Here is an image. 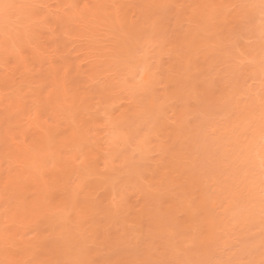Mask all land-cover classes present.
Here are the masks:
<instances>
[{"label":"rangeland","instance_id":"rangeland-1","mask_svg":"<svg viewBox=\"0 0 264 264\" xmlns=\"http://www.w3.org/2000/svg\"><path fill=\"white\" fill-rule=\"evenodd\" d=\"M55 1L44 0L42 2H44L43 5L55 4L56 6H53L56 9L64 7ZM96 1L78 0L77 3H79L78 5L92 4ZM127 1L114 0L115 3L118 2L117 4L129 6L127 3H131L132 0ZM195 1L175 0L178 5L174 4L173 9L176 6L182 7L181 5L183 7L185 5V9L192 3L191 9H187L190 12L189 10L192 11L195 7L193 4ZM206 1V5L202 4L200 6L202 9L200 8L198 12L206 14L204 22L209 19L212 21V32L222 30L218 39V36H210V33L204 31L201 25L195 24L193 18H185L186 20L180 21L179 24L176 22L179 20L176 16L178 12L172 10L169 16L171 18L167 21L168 26L166 25L167 28L165 26L163 31L160 29L161 26H158L160 18V20L152 18V22L150 18H143V16L133 17L130 29L124 21L118 22L112 19L110 21L113 23L108 21L110 24L107 22L99 25L92 24L91 33L96 29L92 33L93 35L89 32L88 35L73 37V42L67 45V50H65L67 53L64 52L66 59L73 63V67L81 65L82 70L86 71L77 77V79L79 78V91H85V94L91 98V102L99 101V103L93 104L89 108H85L86 106L79 108L84 113L87 125H89L84 135L81 137L77 135L75 145L71 147L75 153L74 157L71 158L69 155L71 152L63 155L61 170L64 176L59 180V183H63V189L60 191L56 183L48 181L39 190L38 204L42 207L41 209H46V216H44L46 219L33 218L32 221L28 220L27 223H22L21 212L26 209V205L17 206L16 211L9 210L7 202L11 199L6 201L0 199V227L4 228L3 231L0 230V238H6V235L13 230V234L5 240L8 243L4 245V248L9 249L13 256L17 255L14 259L20 260V264H29V262H33V264H48V262L72 264L78 260V257L83 256V254L77 256V252L82 246L87 250L95 249L92 241L98 231L96 230L98 229L97 225L104 222L100 220L96 225L89 222L83 228L74 227L75 221L69 219L74 218L77 215V210H80L76 204L80 203L81 196L73 195L72 189L82 181L85 184L84 192L90 191V186L100 179L103 186L96 190L94 196L104 191L105 188L108 193L106 196H101L102 203L98 209L88 211V216L93 215V218H98L100 210L108 211L112 215L117 214L119 208L125 212L126 216L130 210L122 199L123 193L132 187L131 202L134 210L138 209L145 200H149L148 197L137 193L136 188H143L149 184L143 178L151 176L150 171H154V165L160 157L164 156L165 159L169 160L170 158L172 162L180 163L179 169H182L173 173L165 169L164 172L162 169V172L153 173L151 180L154 185L148 188L156 189L158 185L155 183L159 179L157 176L162 173L159 194L168 193L171 200L177 203L176 208L180 205L179 211L171 212L166 216H158L159 220H163L162 223L165 224L163 232H158L156 228L158 223L155 222V217H151L161 209L155 205H153L154 209L152 207L151 214L142 215L139 224L131 223V216H126V218L129 217V222H123L124 225L117 220L114 221L112 225L117 227V235L125 233L121 237L127 236L129 241L120 242L116 250L115 247L109 250L107 255L113 257L104 264H115L114 261L117 258L115 254L119 252L130 255L129 259L136 262H151V264H254L257 262L253 258L254 253L251 252L252 255H248L250 251H247L246 246H251L252 240L257 239H252V236L257 237L264 233L262 232L264 213L261 212V208L264 206V135L261 134V129L264 127V63H262L264 61V17L261 15V0ZM220 3H223V6L217 8ZM136 4H139L138 1ZM139 6L140 4L134 6L133 9L138 10ZM234 6H236L235 9ZM43 13L47 15L46 10ZM11 15L0 20V29L3 28L2 30L7 31L11 29L10 27H21V24L24 25L28 20V16L24 13L15 12ZM241 16L244 18L243 29L237 33L233 25ZM4 21L6 25L3 23ZM53 21L54 18L51 17V23H54ZM8 26L10 27L8 28ZM179 31L183 34L189 33L191 36H188L189 39L195 37L194 39L198 41L212 38L210 44L208 43L206 46H199V44L192 46V57L199 66L191 67L192 71L188 73L189 78L185 75V66L182 65L184 62L181 57L183 53L181 48L183 47L177 46L179 50L174 45L176 43H172L175 48L170 43L174 38L172 34L177 35L176 32ZM181 32L179 34H182ZM40 34L44 35L46 39V48H44L46 53H44L53 56V59L58 62L59 53L54 52L55 45L48 39V31L42 29ZM115 39L117 43H121L118 51H114L113 48L117 44ZM7 49L8 51H6ZM7 49L5 52L11 55L13 52L10 46ZM50 50L53 51L50 52ZM169 56L172 58L169 59ZM175 56L180 61L173 58ZM173 59L178 61L173 64L179 66L181 63V65L175 69H168L170 60ZM176 62H180L179 65ZM88 73H92V79H86ZM137 73L144 74L148 78L144 80L143 76L144 87L138 96L133 97L129 91L132 85L128 81ZM183 81L187 82L185 88L179 87ZM93 83L96 86L90 87V84ZM137 83H140L139 77H137ZM99 85H103V90L99 91ZM223 85L225 88L221 87ZM150 106L152 108L149 110ZM67 107L69 106L61 108L56 117L47 111L43 115V119L51 121L53 125L59 124L61 127L76 125L74 124L76 120L74 123L72 121L75 110L71 111ZM114 109L116 111L111 120L121 121L117 130L121 135V140L118 145L119 149L110 151L111 142L109 141L115 134L112 133L114 129L106 127L108 121L105 119V112ZM124 109H126L124 113L129 111L127 118L121 117ZM29 110L33 117L35 113L33 105L29 106ZM94 112H96L94 116L98 120L96 123L91 118ZM261 116L263 117L261 118ZM257 126L259 131L251 132L258 128ZM26 127L28 129L29 124ZM145 136L151 137L150 145L154 147L146 155L147 159H142L140 152L135 150V144L138 139ZM126 139L127 144L124 145ZM19 141L20 139H13L10 140V143L18 145ZM94 143L98 146V163L95 168L97 174L88 175L86 172L87 161L84 160L86 157L78 150L84 144ZM161 143L164 146L157 148ZM169 145L174 146L173 149L176 152L173 150L171 152L175 155L173 156L169 152L161 156L159 148H166ZM40 153L37 159L44 160L45 165L51 168L54 157L42 156L43 154ZM172 157L176 159L173 160ZM111 160H114L113 164L118 168L116 173L119 172L113 182L110 175L112 177L114 170H110L109 165L105 166ZM172 162L169 164L171 165ZM34 166L35 163L31 161L25 167L33 173L36 172ZM134 168L143 174L135 176ZM188 171L189 173H187ZM170 173L172 174L170 175ZM176 176L181 178H179L181 183L182 180H186V176L187 178L192 177L186 182H197L191 191V196L181 199L179 187L186 185L185 180L182 184L178 183L179 186L177 184L173 186V189L171 188ZM168 185L170 189H168ZM91 191L92 194L93 190L91 189ZM36 194L38 193L35 190L29 189L24 194L26 202L33 199ZM63 194V203L59 205V197ZM199 195L204 199L201 204L197 202ZM229 201L236 204L235 206L231 205L232 208L227 210L226 205ZM237 202L239 203L237 204ZM249 202H251L250 205ZM51 212H57V215H51ZM257 212L258 214H256ZM11 213H13L12 216ZM204 216L210 217L208 220L210 223L212 222L210 225H207L209 224L207 220L203 221ZM66 217L70 218L66 219ZM189 218L193 220L192 231L188 233L181 231L178 221ZM112 220L115 218L110 221ZM259 220L261 223H256ZM243 224L245 225L243 226ZM138 228L142 231L139 234L135 231ZM247 238L249 240L245 241ZM69 239L74 240V243L72 242L74 248L70 245ZM155 241L160 245L148 249L147 244ZM50 246L54 253L52 255L46 251V248ZM100 247L104 248L103 245ZM240 248H243V251ZM0 253L2 252L0 251ZM102 255L101 251L99 257H95L96 264H102ZM48 258L51 260L48 261ZM0 264H11V261L3 260L0 254Z\"/></svg>","mask_w":264,"mask_h":264},{"label":"bare ground","instance_id":"bare-ground-1","mask_svg":"<svg viewBox=\"0 0 264 264\" xmlns=\"http://www.w3.org/2000/svg\"><path fill=\"white\" fill-rule=\"evenodd\" d=\"M42 1H44V0H5V2L13 5V7L9 10L8 15H11L15 12L24 13L28 16V20L27 21L25 20L26 22L24 23V25L21 24V27H10V26H8V28L10 27L11 29H9L7 31L2 30L3 28L0 29V51H1L0 52V64H1L0 66L2 68V69L0 68L1 69V71H0V191H1L0 199H2L4 201L11 199L9 202H7V208H9V210L11 209V210L16 211L17 206L26 205L25 206L26 209L21 212L22 223H25L28 220L32 221L31 219H33V218H38L40 220H44V218L46 219V217H44V216H46L45 215L46 209H41L42 207H40L38 204L37 197L40 194L39 190H40L41 186L46 185L48 183V181L56 183V186H58V189L60 191L63 189V183H59L60 177L64 176V173L61 170V168H63V166L61 164V161L63 159V155L68 154V152H71L69 155L71 156V158L74 157L75 153L73 152V150H71V147L73 145H75L74 143L76 142L75 139L78 137L77 135H79L80 137L82 135H84L86 133L88 125H89V124L87 125L86 119L84 117V113L79 108H80V106H86L85 108H89L93 104L96 105L99 103V101L98 102H91V98L89 97L88 94L87 95L85 94L86 93L85 91H83V92L79 91V88H78L79 87L78 86L79 78L77 79V77L80 75V73H83L86 71L82 70L81 65L80 66L76 65L75 67H73V63L71 61H69V59H66V57H65V54L67 53V52H65V50H67V45L69 43L73 42V37H76V36L81 37L83 35H88L89 32L91 33L92 24L93 25H99L101 23L105 24L106 22H107V24H110V23H108V21H110L112 19L116 20L118 22L124 21L128 25V28L130 29V27L132 25V23H131L132 18L136 17V16H138L139 18H140V16H143V18H150L152 20V22H153V19H156V18L159 19L160 18L161 20L159 19L160 21L158 23L159 24L158 26H161L160 29L163 31V30H165V26L166 25L168 26L167 21L170 20V18H171L169 16H170L172 10L178 12L177 13L178 15H176V16H178L177 19H179V20L178 21L176 20V22H179V24L181 23L180 21L183 22V20H186L185 18H191V19L193 18L195 24L201 25V27L204 31H207L210 33V36H212V37L218 36L217 37V39H218L219 35L222 33V30L212 32V29H213V27L211 25L212 21L209 19L207 22H204V17L206 16V14L204 15L202 12H198L199 9L201 8L200 6L202 4L206 5V2H208L206 0H205L206 2L205 1L203 2V0H196L195 3H193L195 6V7H193V10L192 11L189 10L191 13L188 12L187 9L190 8L192 3L190 5L186 6V8H185L186 11L184 9L185 5H184V7H183V5H181L182 7L176 6L175 9H173L174 4H176L175 0H132L131 3L128 2L129 1L128 0L127 5H129V6H125V5L123 6V5L117 4L118 2L115 3L114 0H111V1L110 0H97L96 2H93L92 4H85L84 3L82 5L80 4L81 6L79 5L81 11L85 14L86 26L78 24V25H75L73 27V29L70 31L64 25V22L61 20V17H64V15H65V5H69V4H77L78 5L79 4V3H77L78 0H56L55 3L64 5V7L62 9H59V8L56 9V7L53 6L55 4H53V5L52 4H49V5L46 4L45 5L46 7H44L43 9H38L42 13V15H34V11L37 10L35 8V4H38L39 6H40V4L43 5L44 2H42ZM137 1L140 4V6H139L138 10L136 9L137 10L136 11L133 8H135L134 6L139 5V4H136ZM200 2H202V3H200ZM16 4H18V5H16ZM222 4L223 3H220L219 7H217V6L216 7L220 8ZM161 5H166L167 7L161 8L160 7ZM176 5H178V4H176ZM85 6H87V7H85ZM99 6H103V7H99ZM44 10H46L47 15H45L43 13ZM150 10H152V11H150ZM202 11L204 12V10H202ZM224 14H226V13H224ZM45 17H50V18L53 17L54 23L41 24L40 22L42 20H44ZM2 18H5V16L0 15V20ZM6 18H8V17H6ZM9 21H10V19H9ZM3 23L6 25L5 21ZM111 23H113V22H111ZM12 26H14V25H12ZM167 26H166V28H167ZM42 29H45L48 31V35H49L48 39L54 42L55 47L53 50H54V52L59 53V56H58L59 61L58 62H56L53 59V56H49V55L45 54L46 52L44 51V48H46L45 47L46 39H45L44 35L42 36V34H40ZM95 31H96V29H95ZM95 31H92V33H94ZM180 32L181 31L176 32L177 35L172 34L174 36V38L171 36L173 39H171L170 43H171L172 47L175 45L176 49H179V47H177V46L183 47V48H181L182 49L181 51H183V53L181 54V57L183 58V62L185 64L183 63L182 65L185 66V70H186L185 75L188 77L189 76L188 73H191L189 71H192V70H190L191 67L196 68L199 66L198 63L196 62V60L192 57V53H193L191 50L192 46H194L196 44H199V46H206V45H208L209 42H211L212 38H208V40H207V38H205V40L198 41V40L194 39L195 37L189 39L188 38V36H190L189 33L183 34V32H181L182 34H179ZM43 37H44V39H43ZM116 43H117V40H116ZM172 43L173 44L176 43V44L173 45ZM8 46H10V49H12L13 53H11V55H9V53L7 54L5 52V49H7ZM120 46H121V43L118 42L115 45V47H113L114 51H118L117 49L120 48ZM175 46L173 48H175ZM21 47H23L25 49V52L23 54L18 55V52H19ZM53 50H50V52ZM6 51H8V49ZM34 52H35V55H33ZM64 52H65V54H64ZM176 56H178V55H176ZM176 56L173 58L178 59V61H180L179 58H176ZM169 57H170L169 59L172 58L171 56H169ZM181 57H180V59H181ZM142 59H143V57H142ZM175 61H177V60H175ZM175 61H174V59L170 60L171 63L169 65L167 64L168 65L167 68L168 69H175L181 65L180 62H179L180 65H179V63H177L178 61L176 63L179 66H177L176 64H173V62L175 63ZM144 63H146V62L144 61ZM91 75H92V73H88L86 75V79H92ZM143 76H144V74H143ZM147 78H148V76H147ZM147 78L145 77L144 80H147ZM148 82L151 83V81H148ZM186 83H187L186 81H183L181 83V85H179V87H184V88L187 87ZM90 85H91L90 87L96 86L94 83L90 84ZM102 86L103 85L100 86V90H99V87L97 86L99 91L103 90ZM221 87H224V85ZM203 90L207 91L206 89H203ZM205 91H202V92H205ZM203 98H206V97L203 96ZM44 100H45V102H43ZM29 102H31V104H29ZM88 102H90V103H88ZM65 103H66V105H65ZM30 105H33V108L35 109L34 110L35 113H34L33 117H31V114H30V110H29ZM149 105H150V103H149ZM204 105H205V103H204ZM66 106H69L67 108H69L71 111L75 110L74 114L72 115V119H73L72 121L74 123V120H76V122L74 123L76 125H67L65 127H61V125H59V124L53 125V123L51 121L43 119V115H45L47 111H49L48 112L49 114L56 117L57 112H59L61 108H64ZM151 108H152V106L149 107V110ZM97 109H98V107H97ZM126 109H124V111L121 115L122 118H127V114L129 111L124 113L126 111ZM95 113L96 112H94V114L91 116L94 123H96L98 121L96 119L97 117L94 116ZM263 114H264V112H263ZM262 117L263 116H261V118ZM263 121H264V119H263ZM120 122L121 121L111 120L110 122L108 121V123L106 124L107 128L110 127L111 129H114V131L112 133L115 134L113 136V138H111V140L109 141V142H111L110 148H109L110 151L119 149L118 145H119V141L121 140V135L118 134L117 130L119 129V123ZM28 124H29V128L27 129L26 125H28ZM262 126L263 125L261 124V127ZM259 127H260V125H259ZM259 127L254 129L251 132H253V133L258 132ZM40 129H42L43 131L42 130L40 131ZM124 135H125V133H124ZM13 139H20L19 144L17 145L16 143L15 144L10 143V140H13ZM126 144H127V139L124 142V145H126ZM150 144H151V137L150 136H145L143 138L138 139L137 143L135 144V150L140 152L142 159H147L146 155L154 147L153 145H150ZM161 144H159L157 146V148L159 146H164L163 144L162 145ZM173 147H174L173 145H169V147L167 146L166 148L160 147L159 148V150L161 152L160 155L161 156L166 155L167 153L171 152V150L176 152L173 149ZM78 152H80L83 156L85 155V157H86V159H84V160H85V162L87 161L86 172H88V175L97 174V173H95L97 170V169L95 170V168H96V165L98 163V157H97L98 146L95 143L89 144V145L84 144V145H82V147L80 146ZM177 152H179V151H177ZM39 153L43 154L42 156L46 155L48 157L49 156L54 157V163L51 166V168L45 165L44 160L37 159V156L39 155ZM171 155L174 156L175 153L171 152ZM164 157H160L158 162L154 165L155 166L154 171H150L151 176L153 173H157L158 171L162 172V169H163V172L165 169V170L170 171L172 173L177 171V170L182 169V168L179 169L180 163H178L177 161L172 162L171 161L172 159L170 160V158H169V160H168V158L165 159ZM66 158H67V156H66ZM172 158H173V160L176 159L174 157H172ZM31 161H33V163H35L34 168L36 169V172H33V173L29 172L25 167L29 163H31ZM113 162H114V160H111L110 162L105 164L106 167L108 165L110 166V170H114L115 176H114V174L112 175V177L110 175V179L112 182H113V180H115L117 173H119V172L116 173V170L118 168L116 167V165L113 164ZM169 162L170 163L172 162V164L170 165ZM131 170H133V169H131ZM133 172H135V174H134L135 176H141L143 174L140 172V170L138 171V169L136 171L135 168H134ZM172 173H170V175ZM187 173H189V171ZM155 175H157V174H155ZM170 175H168V176L171 177ZM177 175L180 176V174H177ZM183 175H184V171H183ZM124 176H122L123 179H124ZM151 176L149 178H145V177L143 178L146 182H149L148 185L144 186L143 188L142 187L136 188L137 193H141L144 197L149 198V200H147V201L145 200L144 203H141V205L139 204L140 207L138 209L134 210L133 204L131 202L132 187L130 189H128L127 191H125V193H123L124 195H123L122 199L125 201L127 208L130 210L126 214V216H129V217L131 216L130 217L131 223L139 224L140 218L142 217L143 214H151V210H153L155 207L161 208L158 213L155 212L154 214H152L151 217H155L154 220H155V222L158 223V226L156 227L158 232H161V231L163 232L165 230V224L162 223L163 220H161V221L159 220L158 216H166V215L170 214L171 212H173L174 208L176 209L177 203H174V201L171 200V198H170L171 196L168 195V193L165 195L159 194V190H160L159 185H162V173L157 176V177H159V179L155 183L156 185H158L156 187V189H149L148 188V187H151V185H154V183L152 184ZM173 177H175V176L173 175ZM177 177L178 176H176V178H174L175 179V180H173L174 183L172 182V184H171L172 189H173V186H176L178 183L182 184L183 181L185 180L183 178L184 180H182V183H181L179 181H180V179H181L180 177H182V175L179 177L180 179ZM189 178H187V176H186V180L187 179L189 180ZM119 179H121V178L119 177ZM123 179H121V180H123ZM190 179H192V177ZM99 180L100 179L96 180L94 182V184L90 186V191L87 190L86 192H84V187H85L84 185L85 184L82 181H80L76 185V187L74 189H72V192H74L73 195H75V196L80 195L81 196L80 203L79 202L77 204L74 203L80 207V210L79 211L77 210V215H75L74 218L69 219L70 217L69 218L66 217V219L67 218L69 220L73 219L75 221V223H73V224H75L74 227L80 226L83 228V226L89 222H92L93 225H96L99 223L100 220L102 222H104L103 224L97 225L98 229H96V230H98V231L96 232L94 239L92 241L93 244L95 245V249H93V250L88 249L87 250L85 247L82 246L77 252V256L80 254H83V256L78 257L77 261H90V262H92V264H96L94 262L95 257H99L101 251L103 254L102 258H101L102 259L101 263L104 264L106 261H110L113 256L107 255L109 250L113 249L114 247L116 250L118 245L120 244V242H121L120 240L122 239L121 236H124L125 233H122V235H117L118 229H117V227L112 225L113 222L116 220L119 221L120 223L129 222V219H128L129 217L126 218V216L124 215L125 212L121 211V208H119L117 210L118 211L117 214H113V215L110 214L108 211L100 210L98 212V214H99L98 218H93L92 217L93 215L90 217L88 216V214H87L88 211H90L91 209H98V207L102 203L103 199H101V196H106V194L108 193L107 189L105 188L104 191H102V192L98 193V195L94 196V193L96 192V190L100 189L103 186V184ZM186 180L184 181L186 185H181L179 187V189L181 191V199L182 200L184 199L183 197L189 196L188 194L191 193L192 189L196 186L195 184L197 183L196 181H194V182H190V181L188 182L187 181L186 182ZM194 180H196V179H194ZM169 181H171V180H169ZM179 184L177 186H179ZM167 187H168V189H170L169 185ZM31 188L33 190H35L38 194L34 195L35 198L33 196V199H31L29 202H26L27 199L24 197V194ZM91 189L93 190L92 194H91V192H92ZM197 197H198L197 202H200V204L202 203L201 201L204 202V199L201 197V195H199ZM63 200H64V194L59 197V205L63 203ZM120 200H121V198H120ZM75 201H76V199H75ZM254 201H255V199H254ZM258 202L260 203L259 200H258ZM238 203L239 202H237V204ZM250 203L251 202H249V205H250ZM74 204H72V206ZM235 204H233L232 201L227 202L226 209L228 210L229 208H232L231 205L235 206ZM153 205H155V207H153ZM152 207H153V209H152ZM253 207H254V204H253ZM50 214L56 216L57 212H51ZM256 214H258V212ZM10 215L12 216L13 213H11ZM71 216H73V215H71ZM60 217H61V215L59 214V218ZM114 218H115V220L110 221L111 219H114ZM203 218H205V219H203V221L207 220V222H209L208 220H210L209 216H204ZM245 218H246V216H245ZM258 219H259V217H258ZM260 219H262V218H260ZM192 221L193 220L191 218H189L188 220L187 219L179 220L178 224H179L181 231L183 230L187 233L192 231V225H193ZM68 222H70V221H68ZM68 222H67V224H68ZM211 223L209 222V224H207V225H210ZM256 223H261V222L259 220V222L256 221ZM245 224H247V223H245ZM245 224H243V226ZM123 225H124V223H123ZM212 227H213V225H212ZM214 227H216L215 224H214ZM262 227L264 229V226H262ZM3 229L4 228L0 227L1 231H3ZM58 229H60V228H58ZM235 229H234V231H235ZM263 229H262V232H264ZM135 231L138 234H139V232L140 233L142 232L141 229H139V228L136 229ZM7 232H8V230H7ZM179 233H180V231H179ZM11 234H13V230L11 231V233L6 235V238H2V237L0 238V245H1L0 251L2 252L0 254L3 257V260L11 261V264H20V260L14 259L15 257H17V255L13 256L12 253L9 251V249L4 248V245L8 243V242H5V240L9 239ZM238 234H240V233H238ZM3 236H5V234H3ZM195 236H196V234H195ZM230 236H231V234H230ZM67 237H68V235H67ZM192 238H194V237L192 236ZM254 238H257V239H255L254 241L252 240V242H251L252 245L251 246L247 245L248 247L246 246L247 251L249 250L250 253H248L247 251L246 252L248 253V255L249 254L252 255L254 253V255H253V258L255 259L254 261H257L256 263L253 262L254 264H264V233H262L260 236H257V237L255 235L252 236V239H254ZM226 239H227V237H226ZM190 240H191V238H190ZM246 240L248 241L249 239L247 238V239H245V241ZM72 242L74 243V240L72 241V239H69L70 245L72 246V248H74L73 247L74 244ZM101 245H103L104 248H101L100 247ZM159 245H160V243H156V241L152 242L151 244L150 243L147 244L148 249L154 248L156 246L158 247ZM245 245H246V243H245ZM46 249H47L46 250L47 253H49L51 255L54 254L51 246L46 248ZM240 249L242 250L243 248H240ZM251 252H252V254H251ZM34 256L37 258L36 255H34ZM115 256H117L116 260L114 261L115 264H130V262L135 261V260L129 259L130 255L122 254L120 252L116 253ZM249 256H247V257H249ZM35 257H34V259H35ZM249 258H251V257H249ZM47 260L50 261L51 259L48 258ZM249 262H250V259H249L248 263Z\"/></svg>","mask_w":264,"mask_h":264},{"label":"snow or ice","instance_id":"snow-or-ice-1","mask_svg":"<svg viewBox=\"0 0 264 264\" xmlns=\"http://www.w3.org/2000/svg\"><path fill=\"white\" fill-rule=\"evenodd\" d=\"M13 7V5L5 2V0H0V15H3L5 17L8 16L9 10ZM46 7L45 5H40V6H35L37 9L34 11V15H42V13L38 9H42ZM87 7V6H85ZM103 7V6H99ZM161 8L167 7L166 5H161ZM236 6H234L235 9ZM260 9H261V15L264 17V0H261L260 3ZM61 20L64 22V25L66 28L70 31L73 29L75 25H83L86 26L85 24V14L81 11L80 6L77 4H69L65 5V15L64 17H61ZM243 22L244 18L243 16L240 17V19L236 22V24L233 25V28L237 31V33L241 32L243 29ZM41 24H48L51 23V18L50 17H45L44 20L40 22ZM239 38V37H238ZM25 52V49L23 47L20 48L18 55L23 54ZM35 55V52L33 53ZM264 63V61H262ZM137 77H139L140 83H137ZM129 84L132 85V87L129 89L131 95L133 97H136L140 94L141 90L144 87L143 83V75L141 73H137L136 75H133L131 77V80L128 81ZM115 109L113 111H106L105 112V119L107 121H111V118L113 117L115 113ZM261 134L264 135V127L261 129ZM189 196L192 194L189 193ZM180 209V205L177 206L176 209L173 210L174 213L178 212ZM261 212L264 213V206L261 208ZM134 239V238H133ZM129 238L127 236L122 237L121 242H128ZM29 264H33V262H29ZM48 264H60V262H48ZM72 264H92L90 261H74ZM130 264H151V262H136L132 261Z\"/></svg>","mask_w":264,"mask_h":264}]
</instances>
